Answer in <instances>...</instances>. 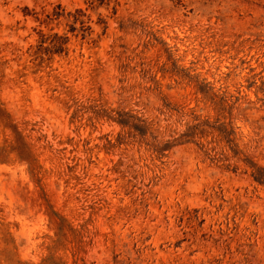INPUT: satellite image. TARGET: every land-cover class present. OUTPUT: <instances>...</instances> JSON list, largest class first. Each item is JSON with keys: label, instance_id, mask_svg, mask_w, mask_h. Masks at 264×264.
Wrapping results in <instances>:
<instances>
[{"label": "rangeland", "instance_id": "obj_1", "mask_svg": "<svg viewBox=\"0 0 264 264\" xmlns=\"http://www.w3.org/2000/svg\"><path fill=\"white\" fill-rule=\"evenodd\" d=\"M0 264H264V0H0Z\"/></svg>", "mask_w": 264, "mask_h": 264}]
</instances>
